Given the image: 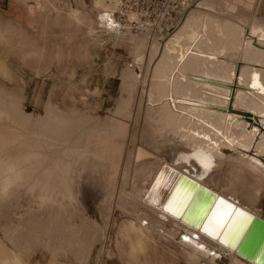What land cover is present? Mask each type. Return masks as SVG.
Listing matches in <instances>:
<instances>
[{
	"label": "bare ground",
	"instance_id": "bare-ground-1",
	"mask_svg": "<svg viewBox=\"0 0 264 264\" xmlns=\"http://www.w3.org/2000/svg\"><path fill=\"white\" fill-rule=\"evenodd\" d=\"M77 1L76 8L65 2L58 6L60 0L24 4L28 16L45 7L58 15L63 11L88 42L102 45L108 36L132 44L125 62L113 59V53L105 61L104 73L118 76L122 96L103 117L75 107L61 110L51 93L44 114L24 112L29 126L48 133L51 153L45 156L52 159L47 171L52 182L42 178L36 186L53 203L50 222L41 223L45 232L38 230L50 240L38 234L26 246L10 236L9 228L4 237L10 247L0 239V264H30L25 256L41 247L49 252L47 264H90L94 251L96 259L123 254L127 264H148L156 252L184 264H264V172L250 162L257 159L251 153L223 152L210 142L247 148L255 137L245 130L244 117L227 110L233 89V107L264 120V91L249 86L254 73L264 85V25L259 22L264 0H185L175 21L165 25L172 29L165 36L161 30L147 31L148 20L135 0ZM68 85L90 94L83 84ZM23 93L20 86L8 89L0 82V110L16 103L15 96L22 107ZM36 139L28 136L26 142L35 148ZM258 141L256 151L264 155V139ZM18 156L15 174L28 180L32 173L43 175L44 168L35 164L42 151L28 149ZM209 158L212 167L206 171L200 159ZM85 184L106 193L96 206L97 219L83 204ZM177 185L201 186L212 195L203 208L190 205L176 216L164 205ZM220 196L252 217L235 246L229 235L232 219L219 228L209 225L216 236L203 232L213 199ZM62 257L72 263L61 262Z\"/></svg>",
	"mask_w": 264,
	"mask_h": 264
},
{
	"label": "rangeland",
	"instance_id": "rangeland-1",
	"mask_svg": "<svg viewBox=\"0 0 264 264\" xmlns=\"http://www.w3.org/2000/svg\"><path fill=\"white\" fill-rule=\"evenodd\" d=\"M24 1L34 4L33 0H0V82L8 89L19 86L24 89L22 107L15 96L16 103L7 106V110H0V239L9 247V241L4 237L9 228L10 236L17 238L26 246L28 238L35 240L38 234L50 240V236L38 233V230L45 232L41 223L50 222L53 203L50 196L45 199L44 192L36 186V182L42 178L48 183L52 182L51 174L47 172L52 165V159L45 156L51 153L50 143L44 138L48 133L38 132L36 127L29 126L27 124L29 122L23 119L24 112L33 111L37 116L44 114L45 102L51 93L52 103L61 110L75 107L80 111H89L102 117L108 115L107 109L114 106V99H119L122 92L119 91L118 76L105 75V61L113 53V59L123 63L129 54V48L131 47L130 52L134 49L132 44L124 43L121 39L113 42L108 36H104L102 45L88 42L83 29L78 27L74 20H70L63 11L58 15L45 7L28 16ZM63 2L73 8L79 7L77 0H60L58 6L63 5ZM86 2L90 5V0ZM261 5L259 22L264 25V1ZM94 15L95 13L93 17ZM229 17L232 15L229 14ZM30 21L31 24L28 25L27 22ZM146 25L147 31L154 30V25L152 26L149 21ZM121 30L126 33V29ZM132 32L135 33L134 29L130 31L131 35ZM106 64L111 67V62ZM122 67L121 64L118 65V72L122 71ZM54 80L57 84L55 87ZM71 82L83 84L82 87L93 96L90 94L83 96L79 89L70 88L68 84ZM125 94L128 103L129 95L126 92ZM133 98L137 96L134 95ZM48 123L43 126L44 129ZM27 130L34 132L28 133ZM28 136L37 138V147H41L42 150H35L37 147L27 144ZM28 149L29 152L35 153L42 151L43 156L39 157L35 164L40 169L43 167L45 171L43 175L32 173L29 180L15 174L14 162L18 161L20 151ZM80 192L89 215L97 219L96 206L106 193L97 194L88 184L83 185ZM40 249L32 255L25 256L30 264L49 263L48 250L43 247ZM93 254V261L91 260L90 264H127L129 261L123 254L112 258L101 256L98 259L95 258V251ZM148 260V264H184L161 252L153 253ZM60 261L72 263V258L62 257Z\"/></svg>",
	"mask_w": 264,
	"mask_h": 264
},
{
	"label": "snow or ice",
	"instance_id": "snow-or-ice-1",
	"mask_svg": "<svg viewBox=\"0 0 264 264\" xmlns=\"http://www.w3.org/2000/svg\"><path fill=\"white\" fill-rule=\"evenodd\" d=\"M261 38L264 39V37ZM258 80V74H255L252 87L264 91V85H261ZM200 162L206 171L212 167L210 158L208 160L200 159ZM211 195L212 193L210 191L201 186L181 187L177 185L175 192H173L167 204L164 205V208L165 211L179 216L182 215L183 210L189 208L190 205L196 208H203L207 204V196ZM213 203L215 206L212 208L211 215L208 217V223L203 227V232L209 236H216V232L211 230L209 225L219 228L226 220L232 219V227L229 228V235L232 237L230 241L232 246H235L243 237L252 217L243 210L236 208L233 203H230L223 196L214 197ZM184 239L189 240V236L185 235ZM198 247L203 248L204 245L199 244Z\"/></svg>",
	"mask_w": 264,
	"mask_h": 264
},
{
	"label": "water",
	"instance_id": "water-1",
	"mask_svg": "<svg viewBox=\"0 0 264 264\" xmlns=\"http://www.w3.org/2000/svg\"><path fill=\"white\" fill-rule=\"evenodd\" d=\"M176 19V16L174 17V21ZM177 24V21L175 22ZM172 29H170L169 33L171 32ZM257 73H254L251 75V80H250V84L249 86L251 87V89L253 90H257L258 92H262L259 88H253L252 87V83H253V79H254V75ZM259 76V75H258ZM258 82L261 84L260 79L258 80ZM262 85V84H261ZM234 89L231 93V97L229 99V103H228V112L229 114H233V116L236 117H244L246 120V125H245V130L247 132H254L255 133V137L251 140V142H249V145L247 148L241 147V146H233V147H229V148H224L221 147L220 145L217 144V142L214 141H210L211 145L213 144L217 149L223 151V152H227L229 151V153H233L236 155L239 154H244L245 153H251L250 157L254 156L257 159L250 161L251 163H253L257 168H259V170H261L262 172H264V155H260L257 153L256 151V145H257V141L261 140L263 141L264 139V120H259L258 117H255L253 114H251L250 112H244L241 110H236L233 107V102H234V97H235V93H234ZM231 112V113H230ZM258 141V142H259ZM255 159V158H253Z\"/></svg>",
	"mask_w": 264,
	"mask_h": 264
},
{
	"label": "built area",
	"instance_id": "built-area-1",
	"mask_svg": "<svg viewBox=\"0 0 264 264\" xmlns=\"http://www.w3.org/2000/svg\"><path fill=\"white\" fill-rule=\"evenodd\" d=\"M184 2L185 0H135L134 7L153 23L155 32L164 30L163 33L167 34L165 25L174 21L175 11L181 8Z\"/></svg>",
	"mask_w": 264,
	"mask_h": 264
}]
</instances>
